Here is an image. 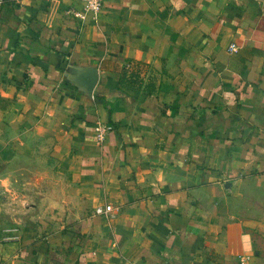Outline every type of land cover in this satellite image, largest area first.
<instances>
[{"label":"crops","instance_id":"crops-1","mask_svg":"<svg viewBox=\"0 0 264 264\" xmlns=\"http://www.w3.org/2000/svg\"><path fill=\"white\" fill-rule=\"evenodd\" d=\"M84 9L0 5V264H264V0Z\"/></svg>","mask_w":264,"mask_h":264},{"label":"built area","instance_id":"built-area-1","mask_svg":"<svg viewBox=\"0 0 264 264\" xmlns=\"http://www.w3.org/2000/svg\"><path fill=\"white\" fill-rule=\"evenodd\" d=\"M7 0H0V5L5 3ZM85 3V9L83 12H76L75 14L79 16L82 19H85L88 14L97 17L98 13L100 12L104 0H83ZM230 50L236 51L237 45L236 43H231L229 45ZM112 129V126L105 123L103 120H98L96 125H95V131H96V138L98 141H104L107 137L108 132ZM113 207L110 204H107L105 206H97L96 207V212L97 213H106L109 211H112ZM249 257L248 256H242L241 261L244 263Z\"/></svg>","mask_w":264,"mask_h":264},{"label":"rangeland","instance_id":"rangeland-1","mask_svg":"<svg viewBox=\"0 0 264 264\" xmlns=\"http://www.w3.org/2000/svg\"><path fill=\"white\" fill-rule=\"evenodd\" d=\"M7 193H8V192H7ZM9 193H10V194H9ZM9 193H8V196H11V193H12V191H11V192H9ZM5 199H7V198H5ZM8 199H11V198H10V197H8ZM5 201H7V200H5ZM10 202H11V204H12V202H13V201H12V200H10ZM13 203H14V204H17V202H15V201H14ZM31 204H33V203H31ZM16 223H17V222H16Z\"/></svg>","mask_w":264,"mask_h":264}]
</instances>
